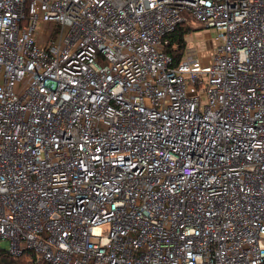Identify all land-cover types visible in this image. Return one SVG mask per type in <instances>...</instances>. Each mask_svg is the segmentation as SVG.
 <instances>
[{
    "label": "built area",
    "instance_id": "2783aa9c",
    "mask_svg": "<svg viewBox=\"0 0 264 264\" xmlns=\"http://www.w3.org/2000/svg\"><path fill=\"white\" fill-rule=\"evenodd\" d=\"M0 249L264 264V0H0Z\"/></svg>",
    "mask_w": 264,
    "mask_h": 264
},
{
    "label": "trees",
    "instance_id": "16d2710c",
    "mask_svg": "<svg viewBox=\"0 0 264 264\" xmlns=\"http://www.w3.org/2000/svg\"><path fill=\"white\" fill-rule=\"evenodd\" d=\"M195 30L191 24L183 23L176 27L174 32L165 37V50L174 58L175 64H179L188 47V36ZM37 255L32 250H26L20 256H13L4 249H0V264H47L37 263Z\"/></svg>",
    "mask_w": 264,
    "mask_h": 264
},
{
    "label": "rangeland",
    "instance_id": "374dc122",
    "mask_svg": "<svg viewBox=\"0 0 264 264\" xmlns=\"http://www.w3.org/2000/svg\"><path fill=\"white\" fill-rule=\"evenodd\" d=\"M193 30L188 36V50L183 57L184 60H187L189 57L199 58L200 56L206 57L211 53V43L212 40L216 37L214 31H209L200 27L197 24H192ZM206 96H203V101L206 103Z\"/></svg>",
    "mask_w": 264,
    "mask_h": 264
}]
</instances>
